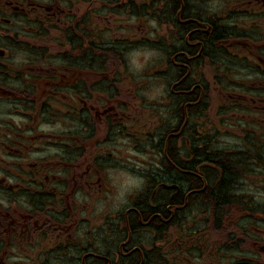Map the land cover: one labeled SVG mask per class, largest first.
I'll return each instance as SVG.
<instances>
[{
    "label": "flooded vegetation",
    "instance_id": "1",
    "mask_svg": "<svg viewBox=\"0 0 264 264\" xmlns=\"http://www.w3.org/2000/svg\"><path fill=\"white\" fill-rule=\"evenodd\" d=\"M95 2L0 0V49L26 58L25 67L33 71L30 96H34L35 82L43 87L50 84L48 93L54 94L56 85L64 84L68 67L71 71L99 70V65L93 64L95 59L100 63V45L109 46L114 34L95 23L96 6L82 11L83 6ZM101 4L111 15L116 8H130L131 0ZM240 5L259 7L264 18V0H246ZM183 8L184 2L176 14L179 22L185 21L181 19ZM204 24L210 26L211 33L193 25L186 37H180L179 27L171 28V93L182 96L186 104L178 109L177 130L186 126L187 114L182 118L180 112L192 113L193 106L207 103L212 95L227 107L253 105L251 116L246 115L259 120L257 127L264 125V81L227 83L228 60L215 53L222 50L223 45L217 43L223 41L224 34L215 24ZM257 35L242 37L251 44L240 43L234 48L238 58L245 51V58L250 56L263 74L264 38ZM46 38L52 42L47 49L42 45ZM59 40L64 45H58ZM3 59L0 57V77ZM108 59L104 56L103 63ZM72 61L74 65H69ZM83 63L86 66L79 65ZM93 93L91 98H78L74 102L78 115L63 123L70 133L69 146L31 145L22 140L14 146L15 181L0 178V196L7 202L0 203V264L28 262L30 257H20L17 249L37 247L47 250L48 264H264V130L251 132V137L246 130L249 145L242 142L229 149L215 146L219 143L207 135L209 131L196 132L187 126L185 135L164 140L162 152L168 161H162L157 169L146 168L143 192L129 201L124 225H92L79 231L85 220L77 221V213L80 217L83 204L75 206L72 201L78 195L76 180L83 168L77 159L89 138L83 139L84 130L109 129L114 119L111 102L104 103ZM30 96L22 93L11 102L21 108L32 106ZM85 110L93 113L88 116L91 122L84 121ZM30 113L22 111L20 116L31 120ZM246 115L243 117L248 119ZM71 170L75 178L71 175L68 184ZM68 185L71 189L67 190ZM184 215L190 216L188 223L183 221ZM196 216L200 222L192 224ZM52 235L62 236L54 247L47 241Z\"/></svg>",
    "mask_w": 264,
    "mask_h": 264
},
{
    "label": "rangeland",
    "instance_id": "2",
    "mask_svg": "<svg viewBox=\"0 0 264 264\" xmlns=\"http://www.w3.org/2000/svg\"><path fill=\"white\" fill-rule=\"evenodd\" d=\"M98 1L99 2L93 3V6H83L82 11L84 12L86 8L96 6L95 12L97 13H95L94 17L95 23H98L99 26L101 25V28L107 27L109 32L114 34V36H112V42L119 44V49L126 51L125 59L127 64L125 68L123 67L120 70L118 68L119 60L110 56L107 66L104 67V72L92 73V71H89V75L81 76V80H85L86 87L89 88L88 91L90 92L91 96L93 92L91 91V86L89 84H92V86H99L100 88L107 86L109 89L111 87L113 90L112 95H118L121 93L126 94V90H128L130 94L129 97L131 98L134 106L127 104L125 116L128 119L138 116L140 127H142V129L141 131H137V128H135V131L132 132L135 135L134 139L137 140H126V142H124L118 141L119 138L115 139L113 146L118 148L119 151L111 154L110 156L111 160L109 163L113 165V171L109 173L110 178L106 182L105 187L102 188L99 186L98 183L93 179V175L91 179H89L87 173L79 176V179L76 180L78 186L82 184L81 182L86 181L83 183L84 186L82 185V188H79V192L77 193L79 195L76 194L77 197L73 196L72 201L73 205L75 206H79L82 203L86 205V208L84 207V212L80 213V217H78L77 221H81L83 219L87 222L81 224L79 231H86L88 226L101 225L100 221H102L104 217H109V215L114 214L115 217L116 214L122 212L126 207L128 195H131L132 191L135 193L139 188H143V172L149 166L146 164L148 162V158L146 156H142L144 148L145 146L150 145L148 144L150 139L158 138L157 131L160 129L163 123L173 120V116L176 114L175 109L177 108L178 110L180 107L176 106V104L171 101L169 95L167 94L168 84L158 77H155V75L166 76L168 74L167 70L169 69L167 64H165L163 49L167 47L165 38H168L166 33L169 32L161 25L159 26L157 21H159L160 17L156 20L155 16H147V18H150V20L141 21L144 20V12L149 10L152 1L132 0L134 2H142V6L144 7V11L140 13L143 14L142 16L138 13H132L133 17H130V13L121 17L114 16V13H111V15L104 14L98 17L97 15L103 14L105 10H108L107 6L104 8L101 4V2H106V0ZM242 1L244 0H206L207 4H200L201 2H205V0H188V3L190 5V10L196 11L197 8H201L207 13H210L211 11H220L221 16L225 15V11L235 13L237 10L247 9L249 10V14L253 20L245 19L246 21H241L239 23L237 22V29L243 34H258L257 36L264 38V19H260L256 16V13L259 12L258 10L239 5V3ZM145 4H148V6H145ZM153 4H155L154 11L156 15L162 17L160 14L158 0H156ZM86 12L90 14L91 9H87ZM78 16H81L80 12ZM230 24L233 25V23ZM129 35L132 36V40L128 39ZM47 38L46 42L42 43L43 47L46 49L52 46V42L49 43V39ZM56 43L58 45H64V43L60 40L56 41ZM168 43L171 44L172 42L169 40ZM237 43H243V45L251 44L250 41H247L241 37L228 38L224 46L227 48L229 45L230 48L233 49L232 46L237 45ZM261 44H264V39L261 40ZM67 50H71L69 46H67ZM100 52L101 51L99 50V53ZM93 57L95 58L96 56L93 54ZM7 58L8 59L4 60L8 61L9 64L4 69L5 78L12 77L13 73L15 72H23L24 74L29 75L32 79L31 73L33 71L30 70V67H25V65L22 64L24 60L20 59V57H13L11 55L7 56ZM248 59L249 61H253L251 57H248ZM244 60L247 61V59ZM95 61L96 62L93 65H99V60L97 61L95 59ZM48 63L51 64L50 61H48ZM36 65L40 66L41 63L37 61ZM262 65L264 66V62H262ZM228 66L230 72L229 74L231 75L232 79L231 82L264 81V73L260 74L257 71H254L253 73L250 72L251 69L248 70L246 67L237 68L235 65L233 66L229 60ZM49 67L51 68L52 64L49 65ZM17 68H20L21 70H17ZM236 69L239 70L237 71ZM154 71L159 73H155ZM68 72H71V68L69 67ZM114 79L118 81L115 86ZM214 79L218 81L217 78ZM22 82L25 83L26 81L22 80ZM66 82H70V79L68 78ZM119 82L122 87L119 85ZM36 91L38 92V89H36ZM46 92H48V90L44 89L43 92H41L40 98L35 94L34 98H31L33 100V102H31V120L28 122L20 120L17 121L16 118H18L19 114L17 112V108L3 97L0 99V178L6 177L11 182L15 181L13 165L14 160L12 158L14 152L13 148L18 141L26 140L29 137L28 135H20L21 133H31L33 136L39 134V131L43 132L45 136L44 138H40L47 146H51L58 137L61 138L63 136L64 130H62L61 127L62 121L57 120L61 118V110L57 106L60 104V102L53 96V94L48 95ZM93 94L98 96V93ZM98 97L104 98L103 95ZM216 97L218 98L217 95H212V99L208 101L207 104H202V107L204 108V111L202 112L203 116H201L200 119H198L199 117H195V123L193 124L194 128L198 131L212 130L209 134H207L211 138H215L218 135L217 130L221 131L222 136L216 139L219 144H214L215 146H225L231 149L234 148L238 143L242 142V140L245 141L246 135L243 134L247 133L245 132L246 130H249V133L247 134L250 137L252 136L251 132L254 133L257 132V130H264V125L260 127H253L252 125L248 126L245 125L244 122L237 120V118L240 117L238 112L228 113V121L225 120L223 123V120L220 117V111L218 110L221 103L218 99H216ZM24 112H27V110L25 109ZM260 118L261 116H259L258 119ZM122 120L123 123H126L123 118ZM45 121L49 122V124L47 125ZM204 121L209 122L212 125L208 124L207 126H203ZM217 123L219 125H217ZM249 124H251V122H249ZM235 134H238L239 136ZM148 135H153V137H149ZM250 137L248 139H250ZM38 138L39 136L35 137V141ZM109 151H111V149H106L104 152ZM77 161L80 160L77 159ZM120 162H123L127 166L131 167L129 174L125 170H118L115 167V165ZM71 175L74 179L75 172L72 170L69 171L68 177H66L68 184L71 182ZM63 180L64 179L62 178V181ZM68 186L69 188H67V190L71 189V186ZM107 189L109 190L107 191ZM1 193L2 191L0 190V194ZM0 203L6 205L7 202H5V199L0 196ZM73 218L76 219L75 217ZM200 219L201 218L198 216L194 217L192 224L194 222L199 223ZM183 221L188 223L190 221V216L184 215ZM61 239V235L59 237L52 235L49 236L47 241H50L49 244L54 247L56 241H60ZM47 246L48 244H46V248ZM16 252L20 257H30L28 262H21L17 264H48V261L46 260V249L39 247L32 250L19 248Z\"/></svg>",
    "mask_w": 264,
    "mask_h": 264
},
{
    "label": "trees",
    "instance_id": "3",
    "mask_svg": "<svg viewBox=\"0 0 264 264\" xmlns=\"http://www.w3.org/2000/svg\"><path fill=\"white\" fill-rule=\"evenodd\" d=\"M165 1L168 2V4L171 5L172 13H173L174 10H177L179 8L177 0H165ZM118 53H119V50L116 49L115 50V54L118 55Z\"/></svg>",
    "mask_w": 264,
    "mask_h": 264
}]
</instances>
